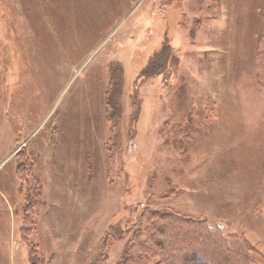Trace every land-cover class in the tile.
Here are the masks:
<instances>
[{
	"label": "rangeland",
	"instance_id": "rangeland-1",
	"mask_svg": "<svg viewBox=\"0 0 264 264\" xmlns=\"http://www.w3.org/2000/svg\"><path fill=\"white\" fill-rule=\"evenodd\" d=\"M263 33L264 0H0V180L23 162L21 264H157L147 225L166 210L264 264Z\"/></svg>",
	"mask_w": 264,
	"mask_h": 264
},
{
	"label": "trees",
	"instance_id": "trees-1",
	"mask_svg": "<svg viewBox=\"0 0 264 264\" xmlns=\"http://www.w3.org/2000/svg\"><path fill=\"white\" fill-rule=\"evenodd\" d=\"M255 47L254 55V72L255 77L259 82L264 73V33L258 38ZM166 52L162 53L163 57L168 56ZM168 58V57H167ZM158 61V59H157ZM151 62L149 65L150 69L159 68L162 63ZM148 68V70H150ZM147 70V69H146ZM117 80H114V83ZM117 87V84H112V87ZM118 88V87H117ZM111 92L108 93V105L112 109L117 108V101L111 97ZM116 112V110H114ZM22 156L23 150L18 152ZM18 164H20L18 166ZM23 162H15L16 165V176L20 182L24 179L21 175L23 169ZM18 166V167H17ZM89 171V170H88ZM20 176V178L18 177ZM21 180V181H20ZM39 183V181H38ZM22 191V188L19 187ZM28 204L24 201V215H23V227L21 228V234L24 233L26 236L29 233V226H25V223H29L31 220L28 216L29 210L26 208ZM30 206V203L28 207ZM30 208V207H29ZM155 217L156 223L148 224L147 228L157 233L158 238H154V247L157 251V258L159 261L157 264H255L256 258L259 253L254 247L247 244L244 241L237 239L235 236H225L220 228H211L207 225L206 220L202 219H190L187 217H181L179 214L173 213L171 210L165 212H157L152 214ZM158 221L160 225H158ZM156 228V230H154ZM159 229V230H157ZM171 230L174 233H171ZM183 230V232H181ZM185 230V232H184ZM150 231V230H149ZM148 231V232H149ZM181 236V237H180ZM24 239V238H23ZM177 239H180L178 244L170 246L167 250L168 241L173 240L177 243ZM175 240V241H174ZM25 242V240H24ZM27 243V242H25ZM143 250L148 249L146 245H139Z\"/></svg>",
	"mask_w": 264,
	"mask_h": 264
},
{
	"label": "crops",
	"instance_id": "crops-1",
	"mask_svg": "<svg viewBox=\"0 0 264 264\" xmlns=\"http://www.w3.org/2000/svg\"><path fill=\"white\" fill-rule=\"evenodd\" d=\"M3 166V165H2ZM4 180H0V184L5 188L6 192L0 190V264H21L26 263L28 255L24 248L16 252L13 249L14 235L17 234L20 227V219L15 210L21 203V192L19 190V181L16 176V165L9 168L4 174ZM7 191L11 192L8 196ZM43 213L42 215H44ZM19 246L21 243L16 239Z\"/></svg>",
	"mask_w": 264,
	"mask_h": 264
},
{
	"label": "built area",
	"instance_id": "built-area-1",
	"mask_svg": "<svg viewBox=\"0 0 264 264\" xmlns=\"http://www.w3.org/2000/svg\"><path fill=\"white\" fill-rule=\"evenodd\" d=\"M28 139L29 138L27 137L21 141V144L18 145V150L26 146V144L28 143Z\"/></svg>",
	"mask_w": 264,
	"mask_h": 264
}]
</instances>
